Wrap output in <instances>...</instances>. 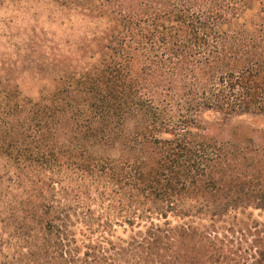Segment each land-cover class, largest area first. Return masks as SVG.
<instances>
[{
  "label": "trees",
  "instance_id": "1",
  "mask_svg": "<svg viewBox=\"0 0 264 264\" xmlns=\"http://www.w3.org/2000/svg\"><path fill=\"white\" fill-rule=\"evenodd\" d=\"M0 11V264H264V0Z\"/></svg>",
  "mask_w": 264,
  "mask_h": 264
},
{
  "label": "rangeland",
  "instance_id": "2",
  "mask_svg": "<svg viewBox=\"0 0 264 264\" xmlns=\"http://www.w3.org/2000/svg\"><path fill=\"white\" fill-rule=\"evenodd\" d=\"M5 17V13L0 11V20ZM22 78L20 80V90L22 95L31 99H37L40 89L39 83L34 81L32 76H23ZM252 129H264V115L245 114L237 116L232 118L222 127H216L213 125L211 132L221 139H227L232 136L236 130L243 132L247 136ZM232 216H234V214ZM235 216L238 220H247L249 218L264 221V215L258 211L248 210L244 214H238Z\"/></svg>",
  "mask_w": 264,
  "mask_h": 264
}]
</instances>
